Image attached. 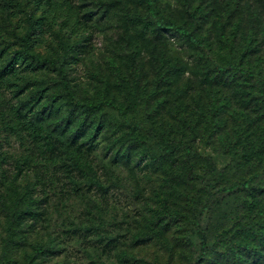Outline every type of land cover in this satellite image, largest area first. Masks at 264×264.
<instances>
[{
	"label": "rangeland",
	"instance_id": "rangeland-1",
	"mask_svg": "<svg viewBox=\"0 0 264 264\" xmlns=\"http://www.w3.org/2000/svg\"><path fill=\"white\" fill-rule=\"evenodd\" d=\"M70 1L93 14L90 53L65 66L73 91L82 102L106 101L115 107H103L98 121L78 139L84 144L83 172L72 167L66 154L57 165L37 169L46 177V215L33 227L29 223L19 229V242L8 255V211L16 199L0 186V264H264V175L248 190L209 196L264 170V99L259 91L264 82V0H156L164 15L204 38L201 47L140 21L137 16L147 15L141 0ZM14 3L23 18L25 1ZM10 28L0 0V32L10 37ZM49 44L42 46L44 55L53 54ZM6 60L0 49V67ZM228 60L255 78L230 69L217 74L214 66ZM23 70L21 65L24 84L36 78L45 89L35 106L26 107L27 117L70 145L81 118H67V99L58 93L59 73ZM126 120L143 129L131 131ZM207 123L212 129L204 132ZM5 137L0 135L5 152H23L18 141ZM177 141L193 142V173L210 179L207 159L223 171L217 187L190 177L183 149L164 151ZM4 168L10 176L16 172L13 162ZM30 180H35L33 169L21 176V192ZM159 193L169 198L174 212L191 220L209 201L202 219L209 242L223 230L231 241L210 246L199 260V240L189 223L168 218L154 225ZM248 222L256 232L242 227ZM145 234L152 238L143 241Z\"/></svg>",
	"mask_w": 264,
	"mask_h": 264
},
{
	"label": "trees",
	"instance_id": "trees-1",
	"mask_svg": "<svg viewBox=\"0 0 264 264\" xmlns=\"http://www.w3.org/2000/svg\"><path fill=\"white\" fill-rule=\"evenodd\" d=\"M23 18H20L21 11L18 10L14 0H2L5 10V18L10 25V37H6L0 32L1 53H7L5 64L0 67V135L6 134L5 140L9 141L14 138L23 147V152L16 155L10 154L3 150V143L0 141V186H5L9 191L13 192L16 199V206L9 213L8 221V238L6 243V255L9 254L11 246L19 242L17 233L19 229L30 223L33 227L40 219L46 215L47 197L44 196L46 191V177L39 170L41 167L49 168L57 165L60 155L66 154L68 159L72 161V167L79 171L83 162V146L78 144V139L85 135L90 123L98 121V114L103 107H115L112 102H82L80 101L71 86L66 65L76 64L80 57L90 53L91 41L93 37L92 31V13H83L82 7L72 3L70 0H24ZM147 8L145 17L137 16V18L148 25H154L158 31H174L182 39L186 40L194 47L205 45L203 37L198 36L194 30H190L185 24H179L175 20L164 15L156 0H141ZM189 0H184L188 2ZM230 12L233 10L230 8ZM49 44L52 55H44L42 46ZM252 50L251 43L248 47ZM130 59V68L134 66V59ZM73 60V61H71ZM24 65L23 71L34 73L41 68L57 71L60 75L61 89L58 92L61 97H66L68 108L66 110L67 118L73 122L76 114L81 118L78 123V130L73 134L72 143L68 145L64 141L56 138L52 133L46 132L44 128L38 126L32 119L27 117L26 107L28 105L35 106L37 97L42 94L45 89L37 86L36 78H33L25 84L19 76V68ZM215 71L220 76L226 70H235L246 74L248 78L254 79L255 75L245 69L239 67L233 60H228L224 65L214 66ZM32 89V90H31ZM31 90L29 96L21 99L27 91ZM260 95L264 99V82H260ZM119 113L124 115L122 110ZM131 131L142 130L132 121L124 122ZM121 125L122 123H117ZM184 124L191 128L196 125L188 123L184 120ZM212 129L211 123L203 128L204 132ZM177 149H183L187 157L186 162L189 164V175L198 183H206L210 189H214L219 184L223 171L219 170L210 160L208 161V172L210 179H206L203 175L193 173L192 165L189 158L193 152V142L177 141L165 147V152L171 153ZM13 162L16 172L9 175L5 170L4 164ZM62 166H66L65 164ZM67 167V166H66ZM34 170L35 180H30L24 185V190L20 191L19 180L26 170ZM264 175L257 172L248 178L239 179L227 186L217 188L210 192V197L217 193L236 194L241 191L248 190ZM7 182V183H5ZM43 192V193H42ZM0 199L2 193L0 192ZM156 208L153 209L154 225L159 222L170 219H179L184 223L191 225L193 234L199 240V257L203 259L210 246H217L224 239L229 240V231L223 230L216 232L209 242L208 235L202 225V219L205 211L209 207V201L198 210L193 220L181 212H174L171 207L169 198L163 194H157L155 198ZM42 209V210H40ZM264 214V212H262ZM251 232H256L255 227L250 223L242 226ZM152 236L144 235V240L151 239ZM240 248H246L252 253H258V248L246 246L242 243H236Z\"/></svg>",
	"mask_w": 264,
	"mask_h": 264
}]
</instances>
